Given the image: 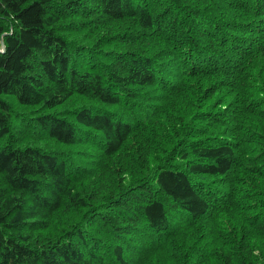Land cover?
I'll return each instance as SVG.
<instances>
[{"label":"trees","instance_id":"1","mask_svg":"<svg viewBox=\"0 0 264 264\" xmlns=\"http://www.w3.org/2000/svg\"><path fill=\"white\" fill-rule=\"evenodd\" d=\"M0 264H264V0H0Z\"/></svg>","mask_w":264,"mask_h":264},{"label":"water","instance_id":"2","mask_svg":"<svg viewBox=\"0 0 264 264\" xmlns=\"http://www.w3.org/2000/svg\"><path fill=\"white\" fill-rule=\"evenodd\" d=\"M3 48H4V43L2 44Z\"/></svg>","mask_w":264,"mask_h":264},{"label":"bare ground","instance_id":"3","mask_svg":"<svg viewBox=\"0 0 264 264\" xmlns=\"http://www.w3.org/2000/svg\"><path fill=\"white\" fill-rule=\"evenodd\" d=\"M188 140H190V139H188ZM192 141V140H191ZM97 240V239H96ZM102 246V245H101ZM100 247V246H99Z\"/></svg>","mask_w":264,"mask_h":264}]
</instances>
